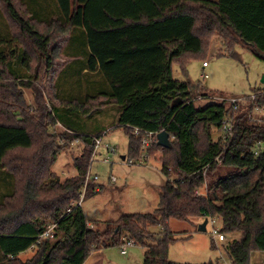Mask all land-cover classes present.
I'll return each instance as SVG.
<instances>
[{
	"label": "trees",
	"instance_id": "16d2710c",
	"mask_svg": "<svg viewBox=\"0 0 264 264\" xmlns=\"http://www.w3.org/2000/svg\"><path fill=\"white\" fill-rule=\"evenodd\" d=\"M69 5L66 19L57 0H0V89L8 81L19 103L22 88L37 79L30 72L38 62L36 75L43 64L53 70L57 102L47 108L35 98L33 116L0 123V210L7 209L0 217V264H84L91 253L123 240L121 246L131 241L149 249L143 264H174L167 258L175 239L167 223L197 217L217 219L227 237L239 235L224 252L230 264H250L254 252H264V90L236 109L225 102L197 108L194 92L173 78L172 68L208 51L215 36L222 41L216 56L241 45L264 61V0H86L81 28L73 26L77 0ZM106 108H116V125L129 135L128 162L139 157L149 133L156 148L162 131L172 146L161 148L165 180L157 208L121 214L100 231L97 222L87 227L73 204L84 185L91 138L103 132L83 131V123ZM226 119L232 133L223 138ZM74 142L84 149L74 159L76 175L61 182L50 168ZM22 150H33L26 167L10 166V154ZM97 186L87 183L84 198L95 196ZM204 186V196L195 193ZM16 196L20 208L11 210ZM49 226L51 237L39 238ZM154 227L161 230L153 233ZM29 250L32 256L21 260Z\"/></svg>",
	"mask_w": 264,
	"mask_h": 264
},
{
	"label": "rangeland",
	"instance_id": "374dc122",
	"mask_svg": "<svg viewBox=\"0 0 264 264\" xmlns=\"http://www.w3.org/2000/svg\"><path fill=\"white\" fill-rule=\"evenodd\" d=\"M58 3L65 6L64 15L67 19L70 12L69 0H58ZM80 23L78 13L73 21V26H80ZM221 47L220 38L216 36L210 38L207 43L208 51L203 52L198 58H191L182 68L176 65L172 68L173 78L189 84L191 92H194V98H196L194 104L197 108L221 101H225V104L228 105L230 99H242L243 101L245 97H251L254 93L264 90V83L261 82L264 78V61L241 45L234 46L231 55L216 56V52ZM203 62L207 63L205 68L202 65ZM38 66V62L33 63L30 75L31 77L37 76V79L32 80V87L22 88L23 96L20 97L19 103H14L16 92L13 94L6 89L8 81H2L6 88L0 89V123L21 124L20 120H24L29 115L33 116L35 114L33 108H36L37 104L35 98L38 99L39 104L47 108H49V103L57 105V102L52 98L51 86L55 76L53 70H43V64L40 66L42 70L36 75ZM204 75L207 78H204ZM203 93L206 96L197 97L198 94ZM115 110L116 108H106L101 115L87 118L83 123L85 125L83 131L99 133L107 131L102 137V144H109L116 148L114 154L107 153L103 148L98 150L97 155L93 158L90 174L98 176V181L95 184L99 185V193L84 198L81 203L82 214L86 222L91 225L97 222L100 231L104 230L108 223L115 222L121 214L152 213L158 204V188L165 180L162 163L159 161L162 156H165V153L161 148H156L154 144L150 143L146 149L142 148L139 157L131 159V163L128 162L129 135L123 127L116 125ZM18 111H21L23 115L21 116L20 112L18 116ZM53 127L57 134L62 130L58 124ZM217 138L218 134L214 132L213 140ZM83 150L82 145H74L60 150L55 163L50 168L51 172L61 182L74 177L76 175V170L73 167L74 159L80 157ZM32 153L33 150L15 151L10 154L11 158L8 162L10 166L26 167L25 159H29ZM104 159H108V163H104ZM175 174L173 171L170 172L169 180L174 181ZM112 178L114 182L111 181ZM20 187L22 189L23 184ZM205 189V186L198 189L197 194L204 196ZM20 200L17 196L11 200L8 203L10 209L18 210L21 205ZM6 211L7 209L0 210V217L4 216ZM203 220L202 217H197L190 218L185 222L175 219L168 221L167 226L175 238L168 245L167 258L170 262L174 264H230L223 245L233 238L239 239V235L225 236L224 242L213 243L209 234L210 225H206L205 232L197 231L198 225ZM214 228L220 230V221H216ZM150 230L157 233L161 229L154 227ZM122 244L91 253L93 259L90 262L93 264L144 263L148 248L134 244L121 246ZM211 244L216 249H212ZM122 249L126 251L125 255L120 253ZM33 253V250H29L20 258L25 260ZM250 264H264V252H254L251 255Z\"/></svg>",
	"mask_w": 264,
	"mask_h": 264
},
{
	"label": "built area",
	"instance_id": "2783aa9c",
	"mask_svg": "<svg viewBox=\"0 0 264 264\" xmlns=\"http://www.w3.org/2000/svg\"><path fill=\"white\" fill-rule=\"evenodd\" d=\"M203 67L205 68L207 66V63L206 62H203L202 63ZM204 78H207L206 75H204ZM240 100L242 101V99H230L229 100V103L233 105V108L236 109V104L239 102L240 103ZM221 102H225V101H221ZM138 130L135 129L134 130V133L137 134ZM107 133V131H103L101 133L100 136L98 137H92L91 138V156H90V159H89V166L87 168V172L84 176V185L82 187V190H81V194L79 196V199L78 201L73 204V205H77V206H80L81 207V203L84 199V195H85V192H86V185L87 183L89 182H97L98 181V176L96 175H91L90 174V167H91V164L93 163V158L97 155V152L99 149L103 148L107 153H110V154H114L116 152V148L109 145V144H102V137ZM232 133V125L230 123L229 120H225L223 122V127H222V136L223 138H228L230 137ZM152 141V134H148V138L146 139H143L142 142H141V146L143 149H146L147 147H149L150 143ZM78 142H74L73 144H71L70 146H74L75 144H77ZM104 163H108V159H104L103 160ZM129 163H131V161H129ZM202 176L204 177L205 176V171L202 173ZM112 182H114V179L112 178L111 180ZM171 183L174 187H176V184L174 183V181L171 180ZM95 192H99V188L98 186L95 188ZM197 194V191L195 192ZM67 212H70V210H67ZM207 220V224L211 226V230H210V236H211V240L213 241V243H220V242H224L225 241V235L221 232V228L220 230H217L214 228V224L216 223V221H218L217 219L215 218H206ZM206 224V225H207ZM87 227L89 228H92V225L87 223L86 224ZM54 229V226H49L47 228V231L42 234L39 238H49L51 237V234H52V231ZM126 245H132V242L131 241H128L125 243ZM122 255H125L126 254V251L125 250H121L120 252Z\"/></svg>",
	"mask_w": 264,
	"mask_h": 264
},
{
	"label": "water",
	"instance_id": "95a60500",
	"mask_svg": "<svg viewBox=\"0 0 264 264\" xmlns=\"http://www.w3.org/2000/svg\"><path fill=\"white\" fill-rule=\"evenodd\" d=\"M261 82L264 83V78H262ZM156 144H157V146H159L163 149H167V150L170 149L172 146L171 142L169 140V135L164 131H162L156 135ZM123 160H124V158H123ZM206 224H207V220L204 219L202 221V223L198 225L197 231L205 232L206 231Z\"/></svg>",
	"mask_w": 264,
	"mask_h": 264
},
{
	"label": "crops",
	"instance_id": "0c3cea01",
	"mask_svg": "<svg viewBox=\"0 0 264 264\" xmlns=\"http://www.w3.org/2000/svg\"><path fill=\"white\" fill-rule=\"evenodd\" d=\"M58 1V0H57ZM86 0H77V3H78V6H77V14L79 13V16H80V21H81V14H82V6L84 4ZM81 24V23H80ZM82 24L80 26H76V27H79L81 28ZM98 188H99V185H98ZM99 193V192H98ZM93 256L89 255V257L87 258V260L84 262V264L86 263H91L90 260L93 259L92 258ZM93 264V262L91 263Z\"/></svg>",
	"mask_w": 264,
	"mask_h": 264
}]
</instances>
